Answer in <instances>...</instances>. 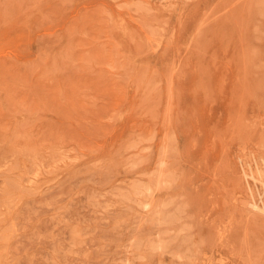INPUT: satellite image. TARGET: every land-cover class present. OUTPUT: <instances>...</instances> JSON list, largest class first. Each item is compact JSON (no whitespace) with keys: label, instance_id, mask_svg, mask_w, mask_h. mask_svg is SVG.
<instances>
[{"label":"rangeland","instance_id":"obj_1","mask_svg":"<svg viewBox=\"0 0 264 264\" xmlns=\"http://www.w3.org/2000/svg\"><path fill=\"white\" fill-rule=\"evenodd\" d=\"M254 202L264 0H0V264H264Z\"/></svg>","mask_w":264,"mask_h":264},{"label":"bare ground","instance_id":"obj_2","mask_svg":"<svg viewBox=\"0 0 264 264\" xmlns=\"http://www.w3.org/2000/svg\"><path fill=\"white\" fill-rule=\"evenodd\" d=\"M45 154V153H44ZM48 158V157H47ZM34 159V158H33ZM35 159H36V157H35ZM36 162V161H35ZM37 163V162H36ZM35 164V163H34ZM245 169V168H244ZM25 170H26V168H25ZM253 170V169H252ZM247 171H249V170H247ZM260 171V170H259ZM251 172V171H250ZM252 174V173H251ZM250 175V174H249ZM255 178V177H254ZM253 206H254V208H256V209H259V210H261V211H264V207H262V206H260L258 203H256V202H254L253 203ZM264 206V205H263Z\"/></svg>","mask_w":264,"mask_h":264}]
</instances>
